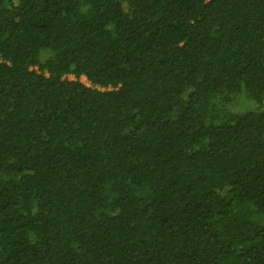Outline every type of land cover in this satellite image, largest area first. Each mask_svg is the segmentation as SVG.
<instances>
[{
	"label": "trees",
	"instance_id": "16d2710c",
	"mask_svg": "<svg viewBox=\"0 0 264 264\" xmlns=\"http://www.w3.org/2000/svg\"><path fill=\"white\" fill-rule=\"evenodd\" d=\"M0 264H264V0H0Z\"/></svg>",
	"mask_w": 264,
	"mask_h": 264
},
{
	"label": "rangeland",
	"instance_id": "374dc122",
	"mask_svg": "<svg viewBox=\"0 0 264 264\" xmlns=\"http://www.w3.org/2000/svg\"><path fill=\"white\" fill-rule=\"evenodd\" d=\"M69 78L70 79H73V77L72 76H69ZM80 81L81 82H83V83H85V78L84 77H80ZM246 101L245 100H243V101H238V103L237 104H233V105H231V109L232 110H234V111H239V110H241V109H244L245 108V106H246Z\"/></svg>",
	"mask_w": 264,
	"mask_h": 264
}]
</instances>
